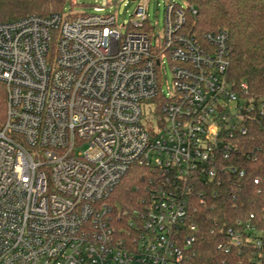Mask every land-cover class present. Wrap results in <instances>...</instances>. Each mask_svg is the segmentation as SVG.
Masks as SVG:
<instances>
[{
	"label": "built area",
	"instance_id": "built-area-1",
	"mask_svg": "<svg viewBox=\"0 0 264 264\" xmlns=\"http://www.w3.org/2000/svg\"><path fill=\"white\" fill-rule=\"evenodd\" d=\"M148 2L122 24L103 7L0 22V264H196L194 215L245 175L227 162L254 106L228 77L227 31H188L196 10L171 2L155 33ZM134 167L140 208L115 212ZM226 237L223 264H264L261 230L240 221Z\"/></svg>",
	"mask_w": 264,
	"mask_h": 264
},
{
	"label": "trees",
	"instance_id": "trees-1",
	"mask_svg": "<svg viewBox=\"0 0 264 264\" xmlns=\"http://www.w3.org/2000/svg\"><path fill=\"white\" fill-rule=\"evenodd\" d=\"M67 0H0V22L16 20L31 14L48 16L64 11ZM188 31L225 30L230 46L228 77L246 82L242 98L254 106L245 121L246 133L233 139V152L227 162L245 175L234 174L213 186L216 195L206 194V204L194 215L198 222L197 239L193 245L196 264H223L228 259L219 243L226 241L229 229L239 222L250 224L264 233V0H186ZM7 106L6 86L0 80V126L4 123ZM134 167L123 177L110 196L115 212L132 215L140 208L144 174ZM255 179L258 180L255 183ZM210 190H208L209 192Z\"/></svg>",
	"mask_w": 264,
	"mask_h": 264
},
{
	"label": "rangeland",
	"instance_id": "rangeland-1",
	"mask_svg": "<svg viewBox=\"0 0 264 264\" xmlns=\"http://www.w3.org/2000/svg\"><path fill=\"white\" fill-rule=\"evenodd\" d=\"M140 0H67L64 11L74 13L93 14L96 7H103L105 13L114 14L119 24L126 23L132 19L133 14ZM174 2L180 5H186V0H149L147 10L149 14V23L155 26L154 32L159 30L161 33L165 24V9L167 4ZM158 27V29L156 28ZM162 78V88L168 92V86L173 84L172 65L169 61L165 62L163 68H160Z\"/></svg>",
	"mask_w": 264,
	"mask_h": 264
}]
</instances>
